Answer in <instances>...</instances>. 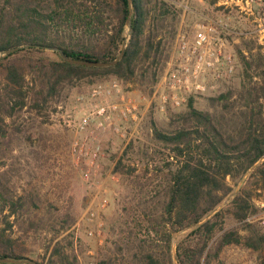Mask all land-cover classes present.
<instances>
[{
  "label": "trees",
  "instance_id": "trees-1",
  "mask_svg": "<svg viewBox=\"0 0 264 264\" xmlns=\"http://www.w3.org/2000/svg\"><path fill=\"white\" fill-rule=\"evenodd\" d=\"M133 4L123 57L110 67H91L69 63L59 51L46 53V48L58 47L81 60H114L128 33V0H0V54L19 47L0 57V148L15 133L11 119L49 108L81 79L114 75L132 82L146 75L152 88L156 85L171 50L162 31L170 17L180 20L182 7L177 0ZM74 34L80 36L75 40ZM233 94L229 90L210 97L211 109L198 108L192 96L184 111L170 115L167 127L153 128L154 139L172 160L166 199L147 229L149 238L135 232L128 238L137 244L132 257L139 264H209L231 244L264 249V227L250 219L264 210L256 202L264 197V71L260 82L240 91L238 106L230 104ZM122 164L119 158L114 171L120 172ZM228 196L229 205L221 207ZM35 203L26 192H13L0 175V221L5 223L0 227V257L29 258L26 246L6 233L26 221ZM228 215L237 225L225 226ZM29 223L33 227L37 222ZM183 230L186 234L174 245ZM60 244L42 262L71 264ZM96 264L115 262L109 255Z\"/></svg>",
  "mask_w": 264,
  "mask_h": 264
},
{
  "label": "rangeland",
  "instance_id": "rangeland-1",
  "mask_svg": "<svg viewBox=\"0 0 264 264\" xmlns=\"http://www.w3.org/2000/svg\"><path fill=\"white\" fill-rule=\"evenodd\" d=\"M177 1L182 7L181 18L175 21L170 17L162 31L168 49L182 21L191 25L204 15L223 18L237 32L228 35L235 56L233 72L221 69L220 75L209 73L207 79L214 87L195 95V105L211 109L210 97L231 90L234 94L230 104L238 106L240 91L260 82L264 71V1L255 2L248 11L239 10L234 0ZM68 32L66 40H70ZM79 36L73 35L75 40ZM51 48H46V53L58 51ZM149 80L146 75L132 82L114 75L84 78L49 108L40 113L25 111L10 120L15 133L9 145L0 148V175L9 181L13 192H26L34 198L36 207L32 206L22 225H15L6 234L26 246L29 258L42 262L47 252L46 261L59 241L71 264H96L109 255L115 264H139L138 258L132 257L137 244L128 238L133 232L149 238L147 229L155 224L156 212L162 211L166 199L168 162L172 160L168 149L154 139L153 128L167 127L170 115L187 106L163 112L143 104L134 116L124 119L116 115L110 120H104L97 111L120 102L121 95L137 100L148 96L153 90ZM114 83L121 93L114 89ZM95 89L100 90L96 95ZM108 89L111 93L106 92ZM119 158L123 166L115 172ZM230 201L228 196L221 207ZM256 202L264 206V197ZM250 219L264 227V210ZM31 220L37 222L33 227ZM234 225L237 223L228 215L225 226ZM3 226L5 223L0 221ZM186 232L175 235L174 245ZM159 242L164 245L162 240ZM209 264H264V249L227 245L218 256L211 257Z\"/></svg>",
  "mask_w": 264,
  "mask_h": 264
},
{
  "label": "built area",
  "instance_id": "built-area-1",
  "mask_svg": "<svg viewBox=\"0 0 264 264\" xmlns=\"http://www.w3.org/2000/svg\"><path fill=\"white\" fill-rule=\"evenodd\" d=\"M257 1L234 0V4L239 10L248 11ZM231 34L237 32H233L223 18L204 15L191 25L182 21L171 46L169 59L152 92L148 96H141L139 100L121 95L120 102L102 106L97 111L98 115L104 120H110L116 115L127 119L130 114L134 116V111L143 104L146 108L155 107L164 112L170 107L186 105L192 96L206 93L214 87L207 79L209 73L218 72L220 75L221 69L227 73L234 70L235 56L228 43V35ZM113 87L121 93L118 84L114 83ZM111 91L106 90L107 93ZM99 92L95 89L94 95Z\"/></svg>",
  "mask_w": 264,
  "mask_h": 264
},
{
  "label": "water",
  "instance_id": "water-1",
  "mask_svg": "<svg viewBox=\"0 0 264 264\" xmlns=\"http://www.w3.org/2000/svg\"><path fill=\"white\" fill-rule=\"evenodd\" d=\"M129 4V15L127 18V28H128V33L126 35V39L123 42L122 49L119 53V55L112 61L110 62H102V61H96V60H81V59H76L68 56L64 50L60 48H54L52 47V50H58L60 52V55L63 57V59L69 63L76 64V65H83V66H91V67H110L112 65H115L124 55V50L126 48V42L128 38L130 37L131 30H132V15L134 13V4L133 0H128ZM23 47V46H21ZM19 47H12L7 49L6 51L2 52L0 54V57L4 54L10 53L12 51L17 50ZM264 159V158H263ZM0 262L3 263H12V264H44L42 262H39L35 259L32 258H26V259H16V258H4L0 257Z\"/></svg>",
  "mask_w": 264,
  "mask_h": 264
}]
</instances>
